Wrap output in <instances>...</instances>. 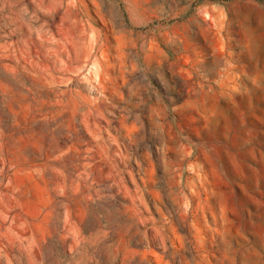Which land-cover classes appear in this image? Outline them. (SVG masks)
<instances>
[{"label":"rangeland","instance_id":"1","mask_svg":"<svg viewBox=\"0 0 264 264\" xmlns=\"http://www.w3.org/2000/svg\"><path fill=\"white\" fill-rule=\"evenodd\" d=\"M0 264H264V0H0Z\"/></svg>","mask_w":264,"mask_h":264}]
</instances>
